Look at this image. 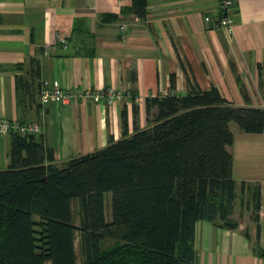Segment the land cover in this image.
<instances>
[{"label":"crops","instance_id":"1","mask_svg":"<svg viewBox=\"0 0 264 264\" xmlns=\"http://www.w3.org/2000/svg\"><path fill=\"white\" fill-rule=\"evenodd\" d=\"M235 2L230 36L216 29L217 0H150L145 19L127 12L133 0H0V118L42 123L37 140L61 167L121 140L124 118L129 134L135 120L146 129L147 99L185 96L191 85L216 87L237 107L264 109V0ZM110 15L117 20L104 23ZM54 83L76 93L115 88L127 97L49 103L42 111L40 95ZM230 128L238 201L249 210L242 182L261 186L260 222H238L235 231L199 222L196 264H264V131ZM11 142L0 135V170L9 167Z\"/></svg>","mask_w":264,"mask_h":264},{"label":"trees","instance_id":"2","mask_svg":"<svg viewBox=\"0 0 264 264\" xmlns=\"http://www.w3.org/2000/svg\"><path fill=\"white\" fill-rule=\"evenodd\" d=\"M149 1L127 12L145 19ZM21 90L30 92L22 81ZM146 110V129L135 120L129 134L124 118L121 140L61 167L43 140L12 135L0 170V264H79L77 239L81 264H196L199 222L238 229L230 125L261 134L264 109L191 85L185 96L147 99ZM240 191L260 222L261 186L242 182Z\"/></svg>","mask_w":264,"mask_h":264},{"label":"built area","instance_id":"3","mask_svg":"<svg viewBox=\"0 0 264 264\" xmlns=\"http://www.w3.org/2000/svg\"><path fill=\"white\" fill-rule=\"evenodd\" d=\"M219 7V17L216 29L223 30L226 34L232 36L235 30V0H217ZM209 21V18L206 19ZM124 29V28H123ZM62 45H66V40H60ZM125 93L115 88H105L95 92L87 91L85 93H76L69 90H63L58 83H54L51 89H44L40 95V105L42 111L46 104L59 103L67 105L75 99L84 101L100 102L102 99L111 102L121 103L124 101ZM44 114H42L43 116ZM44 133V127L40 122L19 123L7 118H0V135L17 134L22 137H38Z\"/></svg>","mask_w":264,"mask_h":264},{"label":"rangeland","instance_id":"4","mask_svg":"<svg viewBox=\"0 0 264 264\" xmlns=\"http://www.w3.org/2000/svg\"><path fill=\"white\" fill-rule=\"evenodd\" d=\"M232 126L234 127V126H236L237 128H238V126H237V124L236 123H232ZM110 195H108L107 196V211H106V216H107V221L108 222H111V208H110ZM247 200H248V198H247ZM237 209L239 208V206H240V208L237 210L238 212L234 215V219L237 221V222H243V223H245V224H247V225H250V224H254V222H253V214H255L254 213V211H253V205L251 204V207L249 208V210H247V208L243 205H241L240 204V201H238L237 202ZM76 213H77V210H76V207H75V215H76ZM75 223H76V225H78V218L76 217L75 218ZM76 249H77V255H78V258H79V260H78V263L79 264H81V262H82V255H81V251H80V244H79V239H77V241H76Z\"/></svg>","mask_w":264,"mask_h":264}]
</instances>
